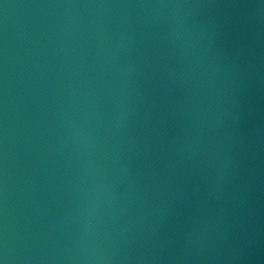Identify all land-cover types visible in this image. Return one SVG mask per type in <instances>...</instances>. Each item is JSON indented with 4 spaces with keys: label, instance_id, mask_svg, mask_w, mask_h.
Segmentation results:
<instances>
[{
    "label": "water",
    "instance_id": "95a60500",
    "mask_svg": "<svg viewBox=\"0 0 264 264\" xmlns=\"http://www.w3.org/2000/svg\"><path fill=\"white\" fill-rule=\"evenodd\" d=\"M0 264H264V0H0Z\"/></svg>",
    "mask_w": 264,
    "mask_h": 264
}]
</instances>
